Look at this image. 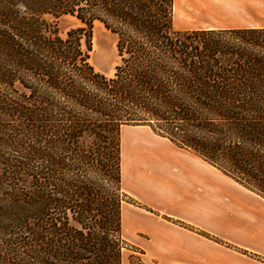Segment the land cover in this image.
I'll return each instance as SVG.
<instances>
[{
  "label": "trees",
  "instance_id": "1",
  "mask_svg": "<svg viewBox=\"0 0 264 264\" xmlns=\"http://www.w3.org/2000/svg\"><path fill=\"white\" fill-rule=\"evenodd\" d=\"M62 16L87 28L63 38ZM124 126L264 198V28L176 30L174 0H0V264H123Z\"/></svg>",
  "mask_w": 264,
  "mask_h": 264
},
{
  "label": "crops",
  "instance_id": "2",
  "mask_svg": "<svg viewBox=\"0 0 264 264\" xmlns=\"http://www.w3.org/2000/svg\"><path fill=\"white\" fill-rule=\"evenodd\" d=\"M176 5L199 19L182 31L264 28V0H174L175 13ZM123 141L122 186L154 211L134 209L129 216L134 243L146 256L158 264H264L262 197L166 138L131 140L124 164Z\"/></svg>",
  "mask_w": 264,
  "mask_h": 264
},
{
  "label": "rangeland",
  "instance_id": "3",
  "mask_svg": "<svg viewBox=\"0 0 264 264\" xmlns=\"http://www.w3.org/2000/svg\"><path fill=\"white\" fill-rule=\"evenodd\" d=\"M55 20V19H52ZM59 34L63 38H66L67 33L71 29H76L79 27L87 28L86 25L82 24L75 17L62 16L55 20ZM199 25V19L191 9H184L181 5L176 8V13L174 12V28L176 30H185L188 28H193ZM117 37L108 31L101 23L96 22L92 29V51L90 53V63L94 66L95 70L103 73L107 77H113L115 73V67L119 64V57L117 54ZM144 127V126H143ZM147 127V126H145ZM123 136V137H122ZM124 139V164H128V149L129 142L131 140H137L141 142H162L160 135L154 133L149 127L142 128L141 126H124L121 132V142ZM122 164H123V149H122ZM219 171V170H218ZM128 181V179H127ZM234 181V180H233ZM234 183H236L234 181ZM238 187L242 190L245 188L237 183ZM247 190V189H246ZM249 191V190H247ZM123 192L128 195L129 200L123 203L122 210V220H123V238L127 242L128 248L124 249L123 253V264H158L157 261L151 260L149 256H146L145 250L137 246L134 243V234L129 223V216L131 211L134 209H141L150 212H154L152 209L142 204L140 201L135 199L128 190L126 184H124ZM249 191L248 193H250ZM253 193V192H251ZM256 194V193H255ZM259 196V195H258ZM261 197V196H260ZM263 198V197H262ZM264 199V198H263ZM178 225H184L181 221L174 220ZM203 236L215 240L217 242L223 243L220 239L202 232ZM228 246L230 244L225 243ZM237 250L244 254H249L248 251L236 247Z\"/></svg>",
  "mask_w": 264,
  "mask_h": 264
},
{
  "label": "bare ground",
  "instance_id": "4",
  "mask_svg": "<svg viewBox=\"0 0 264 264\" xmlns=\"http://www.w3.org/2000/svg\"><path fill=\"white\" fill-rule=\"evenodd\" d=\"M178 5H176V8H177Z\"/></svg>",
  "mask_w": 264,
  "mask_h": 264
}]
</instances>
